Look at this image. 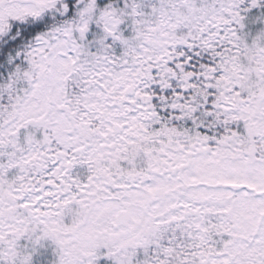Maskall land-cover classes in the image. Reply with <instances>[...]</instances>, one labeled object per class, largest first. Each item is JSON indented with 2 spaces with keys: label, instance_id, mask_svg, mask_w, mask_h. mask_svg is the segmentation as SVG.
<instances>
[{
  "label": "snow or ice",
  "instance_id": "obj_1",
  "mask_svg": "<svg viewBox=\"0 0 264 264\" xmlns=\"http://www.w3.org/2000/svg\"><path fill=\"white\" fill-rule=\"evenodd\" d=\"M42 249L264 264V0H0V264Z\"/></svg>",
  "mask_w": 264,
  "mask_h": 264
},
{
  "label": "rangeland",
  "instance_id": "obj_2",
  "mask_svg": "<svg viewBox=\"0 0 264 264\" xmlns=\"http://www.w3.org/2000/svg\"><path fill=\"white\" fill-rule=\"evenodd\" d=\"M260 25L256 23H248L246 21V28L248 30H254L258 28ZM51 254L47 249H42L35 257L34 264H50Z\"/></svg>",
  "mask_w": 264,
  "mask_h": 264
}]
</instances>
